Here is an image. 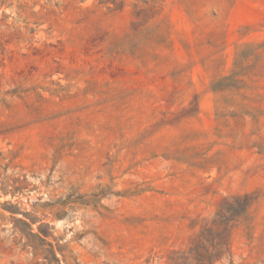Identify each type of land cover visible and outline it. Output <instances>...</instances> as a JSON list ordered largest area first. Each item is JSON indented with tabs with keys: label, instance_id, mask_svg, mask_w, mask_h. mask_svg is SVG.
<instances>
[{
	"label": "rangeland",
	"instance_id": "374dc122",
	"mask_svg": "<svg viewBox=\"0 0 264 264\" xmlns=\"http://www.w3.org/2000/svg\"><path fill=\"white\" fill-rule=\"evenodd\" d=\"M0 264H264V0H0Z\"/></svg>",
	"mask_w": 264,
	"mask_h": 264
},
{
	"label": "trees",
	"instance_id": "16d2710c",
	"mask_svg": "<svg viewBox=\"0 0 264 264\" xmlns=\"http://www.w3.org/2000/svg\"><path fill=\"white\" fill-rule=\"evenodd\" d=\"M244 209L239 211L238 213H244L245 212V209L247 208V206L249 205V203L251 202L250 200V197L248 195H245L244 196ZM231 208H226V211H229ZM236 214H231L230 216H225V212L224 213H221L220 215H218L220 217V219L222 218L223 219V224H226L227 221H229L230 219H234L233 217H235Z\"/></svg>",
	"mask_w": 264,
	"mask_h": 264
}]
</instances>
